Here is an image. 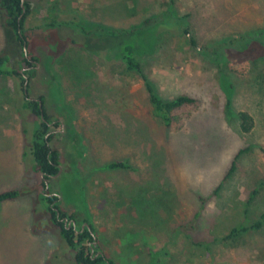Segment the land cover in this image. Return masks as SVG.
Wrapping results in <instances>:
<instances>
[{
    "label": "rangeland",
    "instance_id": "rangeland-1",
    "mask_svg": "<svg viewBox=\"0 0 264 264\" xmlns=\"http://www.w3.org/2000/svg\"><path fill=\"white\" fill-rule=\"evenodd\" d=\"M29 2L26 57L36 64L26 95L43 96L46 113L60 121L51 144L70 152L75 141L81 151L62 163L70 174L58 179L60 172L44 188L26 153L24 130L36 117L22 107L19 76L0 74V192L31 189L0 202V264H71L74 251L39 198L46 189L60 195L65 213L77 210L93 226L95 246L114 264H147L149 249L162 247L163 264H264V220L234 241L218 240L264 212V0H174L186 33L154 28L152 51L136 44L162 98L198 100L178 130L151 114L140 76L117 50L82 40L70 27L44 26L72 17L127 29L162 12L168 0ZM23 52L0 11V55L24 72ZM242 111L250 116L247 130ZM113 161L124 165L104 166Z\"/></svg>",
    "mask_w": 264,
    "mask_h": 264
},
{
    "label": "trees",
    "instance_id": "trees-1",
    "mask_svg": "<svg viewBox=\"0 0 264 264\" xmlns=\"http://www.w3.org/2000/svg\"><path fill=\"white\" fill-rule=\"evenodd\" d=\"M29 8H31L29 0H0L1 18L4 22L5 31L8 35H14L16 39L22 43V46L23 41H25L26 47L29 42L24 32V21L29 13ZM185 23L186 20L184 16L177 15L174 9V0H168L162 12L147 16L142 19L139 24L132 25L127 29H115L100 24L86 26L72 17L61 20H50L45 23L44 26L53 29H59L58 27L60 26L70 27L75 36L78 35L82 40L85 39L92 43H97V41L103 42L105 48L117 50L125 68L128 71L136 72L140 76L143 89L151 107V114L158 118L166 128L178 130L183 127L184 121L190 116L191 111L197 108L198 100L196 97L187 94H178L170 99L162 98L157 93L144 71L136 44L142 46V49L145 51H152V47L155 45L156 41L154 32L152 31L154 28L169 30L171 28L179 29L180 26H182L183 32L186 33V29L183 26ZM73 43L75 42L73 41ZM191 43L193 45L194 40H191ZM10 61L11 58L9 55H0V74L19 76V86L21 87L22 93L25 94L24 100H22V107L28 109L36 117V119L30 123V130H24L29 134L26 147V153L28 155L27 161L31 170L39 175L40 184L46 188V183L48 186L50 185L49 180L51 177L60 172L58 179L65 174H70L67 169L61 170L62 163L67 162L70 165L68 161L73 160L74 162L81 150L79 152L75 150V144L78 146L77 142L74 141L71 143V140H74L75 136L69 138L71 145L68 150H70V152L64 150V147L62 148L57 144H51L54 134L52 131L50 132V127L46 121L52 120V118L46 113L44 97L39 95L37 99L33 100L28 99L27 93H24V75L27 77V84L25 86L27 92L29 88V78H31L34 72L36 63L33 64L24 56L23 62L26 63L27 67L24 72H21L8 65ZM38 101L42 103L43 118H45V120L40 115ZM229 110V99L226 98L224 111L229 113ZM239 119L241 127L247 130L248 124H250V116L242 111L239 113ZM59 124L60 122H56V125L59 126ZM123 165L124 162L122 161H113L104 166L107 168H115ZM232 169L233 166L231 164L224 178L230 174ZM221 184L222 181L216 186L215 191L219 189ZM30 190V188L3 190L0 192V202L14 200L28 193ZM38 195L44 202L45 210L50 216V223L56 227L67 249L74 251L71 264H114V261L110 257H107L103 251L93 245V241H95L93 226L87 223L89 229L87 226L81 228V224L84 223V218L77 210H73L71 214L65 213L60 205V195L57 192H48V189H46V192H39ZM79 203H82L81 198L79 199ZM57 210L59 212L58 214ZM64 216L73 218L76 226L73 227L70 225L67 227L62 221ZM198 216L199 211L194 214L193 219H197ZM263 220L264 212L260 214V219L252 224L239 223L231 226L218 240L234 241L245 234L249 229L260 226ZM167 255L168 249L166 247H162L158 250L149 249V260L147 264H163V258Z\"/></svg>",
    "mask_w": 264,
    "mask_h": 264
},
{
    "label": "flooded vegetation",
    "instance_id": "flooded-vegetation-1",
    "mask_svg": "<svg viewBox=\"0 0 264 264\" xmlns=\"http://www.w3.org/2000/svg\"><path fill=\"white\" fill-rule=\"evenodd\" d=\"M30 60V59H29ZM31 62H35L34 60H30ZM24 93H27V92H24ZM33 100H35V99H33ZM58 119H52V120H48V121H46L47 122V124H48V126L50 127V132L52 131V129H51V127H53V126H55L56 125V122H58L57 121ZM60 122V121H59ZM61 124V123H60ZM48 187V186H47ZM46 187V188H47ZM62 221L66 224V226L67 227H69L70 225H72L73 227H75L76 226V224H75V220L73 219V218H68V217H65L64 216V218H62ZM86 223H82L81 224V228H83L84 226H86L85 225ZM83 226V227H82ZM93 245H95L94 243H93Z\"/></svg>",
    "mask_w": 264,
    "mask_h": 264
},
{
    "label": "water",
    "instance_id": "water-1",
    "mask_svg": "<svg viewBox=\"0 0 264 264\" xmlns=\"http://www.w3.org/2000/svg\"><path fill=\"white\" fill-rule=\"evenodd\" d=\"M23 50H24V55L25 56H27V51H26V43H25V41H23ZM24 92H26V88H25V86H26V84H27V77H26V75H24ZM28 99H32V98H28ZM38 105H39V108H40V115H41V117L43 118V112H42V103H41V101H38ZM44 120H45V118H43ZM48 186V184L46 183V187ZM49 195H50V193H49ZM59 212H58V210H57V214H58ZM86 226H87V228L89 229V225L86 223L85 224ZM83 227V226H82ZM93 243L95 244V241H93Z\"/></svg>",
    "mask_w": 264,
    "mask_h": 264
}]
</instances>
